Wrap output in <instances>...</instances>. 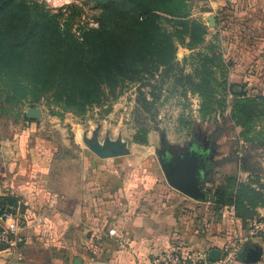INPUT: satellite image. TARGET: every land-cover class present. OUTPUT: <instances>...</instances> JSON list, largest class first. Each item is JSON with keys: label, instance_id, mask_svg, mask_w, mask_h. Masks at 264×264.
I'll return each mask as SVG.
<instances>
[{"label": "rangeland", "instance_id": "1", "mask_svg": "<svg viewBox=\"0 0 264 264\" xmlns=\"http://www.w3.org/2000/svg\"><path fill=\"white\" fill-rule=\"evenodd\" d=\"M2 1L68 23L76 35L84 26L96 27L100 13L94 0ZM161 1L156 23L160 32L174 36V60L125 83L115 99L76 113L38 93L9 101L0 85V157L25 144L49 152L91 194L85 202L102 227L94 240L120 234L121 241L157 227L161 234L178 232L165 241L169 245L199 246L206 230L218 236L214 230L225 208L234 205L236 245L253 221H264V216L253 220V191L264 202L256 188L264 186V29L251 24L237 1ZM182 22H189L188 28ZM32 109L37 118L28 116ZM194 139L209 154L211 166L201 188L214 196L212 202L194 201L172 189L158 161L163 142L176 159ZM89 145L125 153L101 158ZM245 166L254 168L260 180L243 172ZM205 249L226 251L215 242Z\"/></svg>", "mask_w": 264, "mask_h": 264}, {"label": "trees", "instance_id": "2", "mask_svg": "<svg viewBox=\"0 0 264 264\" xmlns=\"http://www.w3.org/2000/svg\"><path fill=\"white\" fill-rule=\"evenodd\" d=\"M94 1L100 9L97 26L82 27L79 35L39 11L0 3V85L7 100L38 93L80 113L115 99L125 83L174 60V36L156 23L161 0ZM181 25L188 28L189 22ZM242 171L257 173L246 166ZM12 202L0 198V207ZM260 202L253 191V204Z\"/></svg>", "mask_w": 264, "mask_h": 264}, {"label": "crops", "instance_id": "3", "mask_svg": "<svg viewBox=\"0 0 264 264\" xmlns=\"http://www.w3.org/2000/svg\"><path fill=\"white\" fill-rule=\"evenodd\" d=\"M227 1L239 2L240 6L237 7L251 24L264 29V0ZM14 147V151L9 149L6 156L0 157V198L19 202L18 234L24 243L21 258L11 256L7 246L0 243V264H75L76 259L77 264H142L146 258L160 254L169 245L165 241L178 234H161L160 228L155 227L150 231L129 234L121 241L117 239L120 234L116 238L103 234L94 240L93 235L102 232V227L99 225L101 222H95L97 219L93 221L89 213L92 212L91 205L85 201L91 200V194L85 191L83 184L72 179L70 174L67 175L65 168H60L59 161L55 162L49 152L27 144ZM254 177L253 181L260 180ZM256 188L264 194V186ZM161 210L153 212V215L159 216ZM263 216L264 202L254 203L253 220ZM238 221L236 218L235 222ZM217 226L214 231H217L218 236H211L206 230L203 240L197 241L199 246L186 243L180 246L188 250L207 251L209 249L205 248L208 244L215 242L226 249L229 241L234 243L236 232L232 227L237 224L231 226L222 216ZM84 232H87L86 236ZM243 246L260 250L261 259L254 264H264V237L240 235L236 244L237 252ZM145 249L147 255L144 257ZM230 264L243 262L237 256L236 261Z\"/></svg>", "mask_w": 264, "mask_h": 264}, {"label": "water", "instance_id": "4", "mask_svg": "<svg viewBox=\"0 0 264 264\" xmlns=\"http://www.w3.org/2000/svg\"><path fill=\"white\" fill-rule=\"evenodd\" d=\"M213 18H210V22L213 23ZM28 116L32 119L38 117L36 110L32 109L29 111ZM164 152L158 154V161L163 171L164 177L168 185L184 195L185 197L200 202H206L207 198L210 202L213 201V195H207L200 186V180L197 175H204V163L203 156L207 155L204 150L199 152L198 147L187 153L179 155L176 159L171 157V151L169 146L163 142ZM98 156L101 158L115 157L123 155L125 152L118 147L111 146L108 151L102 150L101 148L93 145H89ZM206 153V154H205ZM237 256L240 257L243 264H254L261 259V251L247 249L243 246L238 252ZM210 261H217L220 258V252L216 250H210L208 252ZM78 263V259L75 260V264Z\"/></svg>", "mask_w": 264, "mask_h": 264}, {"label": "built area", "instance_id": "5", "mask_svg": "<svg viewBox=\"0 0 264 264\" xmlns=\"http://www.w3.org/2000/svg\"><path fill=\"white\" fill-rule=\"evenodd\" d=\"M19 202L14 200L11 204L0 207V243L5 244L11 256L18 258L22 257L23 239L18 234L19 217L17 209ZM231 226L235 224L234 207L229 206L225 208L222 215ZM8 222V224H6ZM110 235L115 233V229L109 231ZM250 237L263 238L264 237V221H253L249 234ZM174 243V242H173ZM228 250L220 255L219 260L210 261L207 251L188 250L180 245L171 244L164 249L160 254L152 258H146L142 264H230L231 261H236L237 247L231 244Z\"/></svg>", "mask_w": 264, "mask_h": 264}, {"label": "flooded vegetation", "instance_id": "6", "mask_svg": "<svg viewBox=\"0 0 264 264\" xmlns=\"http://www.w3.org/2000/svg\"><path fill=\"white\" fill-rule=\"evenodd\" d=\"M196 147H198L199 149H201V150H199V152H201L203 150L205 152H207V150H205L204 146L202 145V142H200L198 139H194L193 140V145H191V151L194 148H196ZM189 149H190V147H188V151H189ZM202 159L205 160V163L203 164L204 165V169H203L204 175H203V177H202L201 174L197 175V177L200 180V186H201V182H203V181H205L207 179L208 168H210V166H211V162L209 160V154H208V152H207V155H205V156L202 157Z\"/></svg>", "mask_w": 264, "mask_h": 264}]
</instances>
